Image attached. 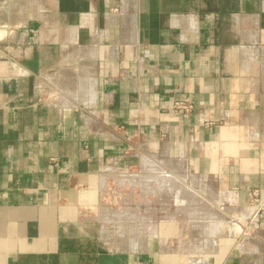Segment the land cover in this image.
I'll list each match as a JSON object with an SVG mask.
<instances>
[{
  "label": "crops",
  "instance_id": "1",
  "mask_svg": "<svg viewBox=\"0 0 264 264\" xmlns=\"http://www.w3.org/2000/svg\"><path fill=\"white\" fill-rule=\"evenodd\" d=\"M0 264H264V0H0Z\"/></svg>",
  "mask_w": 264,
  "mask_h": 264
},
{
  "label": "built area",
  "instance_id": "2",
  "mask_svg": "<svg viewBox=\"0 0 264 264\" xmlns=\"http://www.w3.org/2000/svg\"><path fill=\"white\" fill-rule=\"evenodd\" d=\"M194 105L193 103L190 102H185V101H174L172 104V109L174 110H179L183 113H189L190 111H192ZM118 190L116 185L113 183L110 188H106L103 193H102V203L105 205H109L110 203H112L113 201H119L120 197L117 196ZM105 200V199H108ZM108 201V202H107ZM243 232H248V233H253L254 232V228H253V223H252V219H249L248 221H246L245 224H243Z\"/></svg>",
  "mask_w": 264,
  "mask_h": 264
},
{
  "label": "rangeland",
  "instance_id": "3",
  "mask_svg": "<svg viewBox=\"0 0 264 264\" xmlns=\"http://www.w3.org/2000/svg\"><path fill=\"white\" fill-rule=\"evenodd\" d=\"M162 171H163V170H162ZM165 171H179V170H168V169H165ZM170 184L172 185L171 180H170ZM172 195H173L172 190H171V191H168L166 194L164 193V196H168V197H169V196H172ZM131 199H132V195H131ZM135 199L137 200V197H135ZM105 200L110 201L109 198H108V199H105ZM129 200H130V199H129ZM108 201H107V202H108ZM118 202H122V201H120V200H119V201H116V200H115V201L112 202V205L115 206V205L118 204ZM116 203H117V204H116ZM103 205H104V204H103ZM106 206H109V205H106ZM134 206H135V208H134V211L132 212V213H133L132 215L135 216L136 211H137V212L139 213V215H140V213H141L140 211H142V210L139 209V208H140L141 205H139V204L137 205V203H136V205H134ZM153 209H154V208H153ZM167 211H169V209H168ZM170 211H171V209H170ZM139 215H138V216H139ZM145 216L148 217L147 215H145ZM117 242H118V241H117Z\"/></svg>",
  "mask_w": 264,
  "mask_h": 264
}]
</instances>
